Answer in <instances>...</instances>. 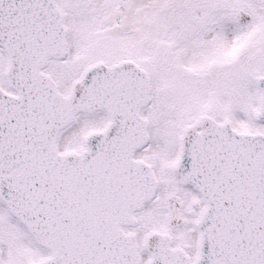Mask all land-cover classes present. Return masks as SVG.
Masks as SVG:
<instances>
[{
	"label": "snow or ice",
	"instance_id": "snow-or-ice-1",
	"mask_svg": "<svg viewBox=\"0 0 264 264\" xmlns=\"http://www.w3.org/2000/svg\"><path fill=\"white\" fill-rule=\"evenodd\" d=\"M0 264H264V0H0Z\"/></svg>",
	"mask_w": 264,
	"mask_h": 264
}]
</instances>
